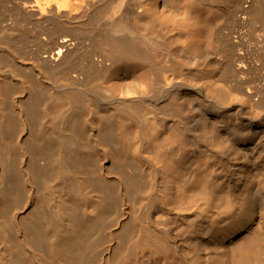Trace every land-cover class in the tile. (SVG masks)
<instances>
[{
	"label": "bare ground",
	"instance_id": "6f19581e",
	"mask_svg": "<svg viewBox=\"0 0 264 264\" xmlns=\"http://www.w3.org/2000/svg\"><path fill=\"white\" fill-rule=\"evenodd\" d=\"M0 264H264V0H0Z\"/></svg>",
	"mask_w": 264,
	"mask_h": 264
}]
</instances>
